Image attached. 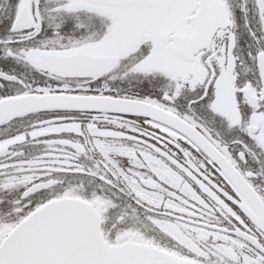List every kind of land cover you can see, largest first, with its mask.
<instances>
[{
	"label": "snow or ice",
	"instance_id": "6c2138e0",
	"mask_svg": "<svg viewBox=\"0 0 264 264\" xmlns=\"http://www.w3.org/2000/svg\"><path fill=\"white\" fill-rule=\"evenodd\" d=\"M0 264H264V0H0Z\"/></svg>",
	"mask_w": 264,
	"mask_h": 264
}]
</instances>
